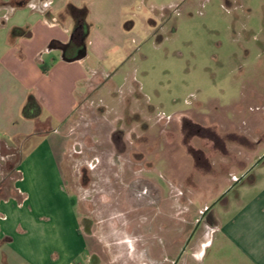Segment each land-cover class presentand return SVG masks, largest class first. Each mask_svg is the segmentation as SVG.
Instances as JSON below:
<instances>
[{
    "label": "rangeland",
    "instance_id": "1",
    "mask_svg": "<svg viewBox=\"0 0 264 264\" xmlns=\"http://www.w3.org/2000/svg\"><path fill=\"white\" fill-rule=\"evenodd\" d=\"M54 2L89 9L87 63L105 76L81 98L57 151L92 256L78 264H210L206 251L216 261L211 226L189 241L203 212L214 205L223 221L239 195L264 187L263 160L221 199L264 155V100L257 109L250 101L253 84L264 97V0ZM185 119L221 140H186ZM28 151L10 152L1 196Z\"/></svg>",
    "mask_w": 264,
    "mask_h": 264
},
{
    "label": "crops",
    "instance_id": "2",
    "mask_svg": "<svg viewBox=\"0 0 264 264\" xmlns=\"http://www.w3.org/2000/svg\"><path fill=\"white\" fill-rule=\"evenodd\" d=\"M66 6L54 0H0V191L10 152L22 151L39 123L47 125L16 165L14 189L0 195V264H78L81 257H92L57 151L81 98L105 76L87 63L95 53L91 41L84 58L65 60L64 46L75 29L74 19L63 16ZM28 14L33 17L25 24L18 20ZM16 28L25 32L13 35ZM108 47L98 52L100 62ZM52 52L58 55L50 57ZM30 97L40 109L25 117ZM252 184L255 188L258 181ZM247 192L239 195L240 205L227 208L223 221H215L218 259L206 251L203 263L264 264V187Z\"/></svg>",
    "mask_w": 264,
    "mask_h": 264
},
{
    "label": "trees",
    "instance_id": "3",
    "mask_svg": "<svg viewBox=\"0 0 264 264\" xmlns=\"http://www.w3.org/2000/svg\"><path fill=\"white\" fill-rule=\"evenodd\" d=\"M22 2H13L14 7L22 6ZM63 16L66 18H72L75 21V29L72 34V39L69 44L65 45V60L71 61L73 58L82 59L87 54L88 39L91 31V24L89 23L90 11L86 6L77 7L72 3H69L64 12ZM25 32L24 29H14L13 35H22ZM56 44L52 43L51 47H55ZM74 52V54H73ZM40 109L37 100L34 97H30L26 105L23 108V116L29 117L30 109ZM46 124H38L36 134L29 138V141L24 144L22 150H28L32 144L35 143L36 139L46 131ZM255 179L251 177L250 183H253Z\"/></svg>",
    "mask_w": 264,
    "mask_h": 264
},
{
    "label": "flooded vegetation",
    "instance_id": "4",
    "mask_svg": "<svg viewBox=\"0 0 264 264\" xmlns=\"http://www.w3.org/2000/svg\"><path fill=\"white\" fill-rule=\"evenodd\" d=\"M253 86L256 88V90H254V93H252L251 95H250V101H251V106L252 105H254L253 106V108H259V107H261L262 105H261V100L263 101L264 100V97L262 98V99H259V96H258V92H257V90H258V86L257 85H254L253 84ZM239 106H243V104L242 103H240V105ZM262 117H264V115L262 116ZM181 130H182V134H185V138H186V140L188 139V135H191V134H196V135H198V134H201V133H205V134H207L208 135V138L209 139H211V140H213V142H215L216 140H221L217 135H216V133H214V132H211V130L209 129H204V128H202V127H198V126H196L192 121H190L189 119H185L184 120V122H183V124H182V127H181ZM236 138H237V136H236ZM239 138H241L242 140H244V141H248L245 137H239ZM221 142V141H220ZM261 141H259V142H257V143H260ZM191 155H192V158L194 159V160H196V161H201V160H203V157H197L196 155H195V148L193 147V148H191ZM261 158V157H260ZM259 158V159H260ZM258 159V160H259ZM250 174V173H249ZM248 174V175H249ZM247 175V176H248ZM225 197V196H224ZM224 197H222L221 199H223ZM212 209H213V207L212 208H210L208 211H207V213L206 214H204L205 213V211L203 212V214H202V216H201V218H200V220L198 221V223H197V226H196V229H195V231L192 233V238H191V236H190V238H191V240L193 239V237H194V235H195V233H196V231H197V229L201 226V224L202 223H206V225L208 226V227H214L215 226V220H213V215H212ZM190 238H189V240H190ZM190 240V241H191ZM183 254V253H182ZM182 254L180 255V256H182Z\"/></svg>",
    "mask_w": 264,
    "mask_h": 264
},
{
    "label": "water",
    "instance_id": "5",
    "mask_svg": "<svg viewBox=\"0 0 264 264\" xmlns=\"http://www.w3.org/2000/svg\"><path fill=\"white\" fill-rule=\"evenodd\" d=\"M264 160V155L257 161V163L252 167V168H250L242 177H240L239 179H237L236 181H235V183H234V185L223 195V197L224 196H226L231 190H232V188H234L237 184H239L241 181H243V179L260 163V162H262ZM214 205H212L211 207H209V208H207L206 209V211H205V213L204 214H206L207 213V211L210 209V208H212ZM193 236V235H192ZM192 236H191V238H192ZM191 238H190V240H191ZM189 240V241H190Z\"/></svg>",
    "mask_w": 264,
    "mask_h": 264
}]
</instances>
